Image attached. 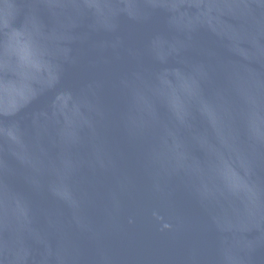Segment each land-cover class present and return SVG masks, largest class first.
Segmentation results:
<instances>
[{
	"label": "water",
	"instance_id": "water-1",
	"mask_svg": "<svg viewBox=\"0 0 264 264\" xmlns=\"http://www.w3.org/2000/svg\"><path fill=\"white\" fill-rule=\"evenodd\" d=\"M0 264H264V0H0Z\"/></svg>",
	"mask_w": 264,
	"mask_h": 264
}]
</instances>
